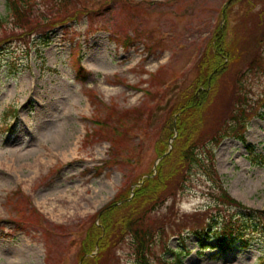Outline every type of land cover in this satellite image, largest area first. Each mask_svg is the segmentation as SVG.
Instances as JSON below:
<instances>
[{
  "label": "rangeland",
  "instance_id": "374dc122",
  "mask_svg": "<svg viewBox=\"0 0 264 264\" xmlns=\"http://www.w3.org/2000/svg\"><path fill=\"white\" fill-rule=\"evenodd\" d=\"M76 1L96 11L95 25V17L82 14L51 32L47 45L37 43L25 55L17 41L6 55H0V264H78L82 239L92 222L99 224V210L109 203L118 206L122 200H115L127 190L133 195L137 177L155 171L160 159H155L153 131L194 78L195 62L220 22L219 11L227 0H133L147 2L145 16L124 27L125 16L114 3L102 10L100 5L108 0ZM231 8L227 40H236L238 49L243 47L239 37L257 19L253 12L259 7L251 0ZM5 14V0H0V16ZM146 26L155 29L162 44L145 34L128 46L121 45L114 32L133 36ZM258 50L260 55H256ZM258 50L249 56L264 60V45ZM242 54L239 63H233L218 80L220 91L212 102V118L226 116L228 94L235 91L236 77L250 59ZM81 76L85 80L80 81ZM244 77L241 91L254 104L252 112L256 111L247 119L242 138L225 136L215 146L214 167L232 199L264 209V163L252 164L247 155V144L264 155V72L251 71ZM146 90L160 97L151 103ZM146 104L153 107L147 130L138 129L143 124L137 122L122 151L113 154L94 119L105 120L110 107L123 113L144 109ZM111 124L115 126L116 120ZM12 152L17 157L13 164ZM6 167L17 175H3L1 169L6 171ZM198 171H192L190 182L175 195V201L171 193L175 181L170 178L158 197L168 198L156 212L145 215L144 207L136 209L138 214L143 212V224L154 231L164 229V238L153 241L150 264L170 263V251H183L182 236L187 238L180 264H258L256 244L230 250L216 260L210 257L214 250L197 253V239L190 231L192 219L207 211L205 207L213 201L206 177ZM76 186L84 192V209L68 212L50 204ZM115 236L100 264H141L131 256L128 241H114Z\"/></svg>",
  "mask_w": 264,
  "mask_h": 264
},
{
  "label": "trees",
  "instance_id": "16d2710c",
  "mask_svg": "<svg viewBox=\"0 0 264 264\" xmlns=\"http://www.w3.org/2000/svg\"><path fill=\"white\" fill-rule=\"evenodd\" d=\"M244 1L246 3L251 0H227L221 7L218 15L220 22L216 24L195 62L194 78L171 105L166 114L167 118L164 115V121L153 131L155 159L163 155L155 171L137 177L133 181L136 185L133 195L131 196L130 191L127 190L125 195L115 200H122L118 206L109 203L99 210L97 215L99 224L92 222L82 239L78 264H100L104 258L103 251H107L114 243L112 239L115 235L112 236V233L117 234L114 241L117 239L128 241L131 256L137 258L139 263L150 264L154 261L151 259L152 252H150L152 244L154 239L164 238V229L154 231L153 227L143 224V218L140 217L143 212L138 214L136 209L140 206L144 207L146 210L143 214L145 215L152 211L156 212L168 198L158 199L161 193L159 191L166 187L165 184L170 178L175 181L171 192L174 193L173 201H175V195L182 192L185 184L190 182L189 178L193 170H199V175L201 171L202 176L207 178H204L208 184L206 190L213 200L205 207L207 211L205 210L201 216L192 219L194 221L190 231L197 239L199 247L197 253L203 255L206 250H214L210 257L216 260L230 250L238 248L245 250L256 244L260 252L257 262L264 264V209L246 207L238 200L232 199L227 189L223 188L221 178L214 167L215 146L225 136L237 135L242 138L247 119L256 111L252 112L254 104L248 103L246 93L241 91L244 87V75L251 71L264 72V60H261L259 56L255 58L249 56L256 52L254 50L264 45V0H256L259 8L253 13L257 19L247 27L244 36L239 37L242 39L243 47L236 49V40L234 42L227 40V16L234 4H242ZM110 2L114 3L119 13L125 16L122 27L127 23L132 25V22L142 20L145 16L143 9L144 4L147 3L145 1L108 0V3L103 2L99 9H107ZM5 7L6 14L0 16V29L2 30L0 55H6L8 48L17 41L21 42L20 49L25 55L33 50L37 43L47 45L51 32L58 26H66L70 21H77L82 14L88 16V19L95 17L94 25L97 22L96 11L86 5L83 6L76 0H5ZM150 27L143 28L142 33L144 34L135 32L133 36H130L127 32L121 33L116 29L114 32L117 36L114 35L119 37L121 45L125 46H128L134 38H142L145 34L150 40L157 39L156 42L161 43V40L154 34L155 29ZM122 34L125 37L121 39ZM252 46L255 47L248 54ZM242 53L250 59L246 69L241 70L240 75L236 77L235 91L231 94L227 92L230 96L229 106L225 107L227 110L223 112L226 116L218 119L212 118L215 109L213 108V114L210 115L212 102L220 91L218 80L226 74L233 63H239L244 55ZM256 55H260V50L256 52ZM84 77L81 76L80 81L82 78L85 80ZM156 84H151V86ZM144 94L152 98L151 103L160 97L159 93L152 96L154 91L146 90ZM224 106L226 103H223V108ZM110 108L112 110L105 120L96 118L94 123L100 131V136L110 141V151L114 154L120 149L122 151L124 143L137 122L143 124V127L138 129L147 130L146 125L152 119L153 107L152 104H146L144 109L139 107L125 110L123 113H119L114 107ZM10 111L13 112V110ZM113 119L116 120L115 126L111 124ZM247 145L250 162L263 164L264 155L254 152L253 146ZM112 161L109 160V162ZM169 167L173 170L171 174L166 172ZM186 238L182 236L179 240L183 251H170L173 255L171 262L165 261L162 264L181 263Z\"/></svg>",
  "mask_w": 264,
  "mask_h": 264
},
{
  "label": "bare ground",
  "instance_id": "6f19581e",
  "mask_svg": "<svg viewBox=\"0 0 264 264\" xmlns=\"http://www.w3.org/2000/svg\"><path fill=\"white\" fill-rule=\"evenodd\" d=\"M11 157L15 158V159H12L11 163L13 164V162H16L17 160V157L14 156L13 152L11 153ZM6 171H3L1 169V173L3 175H7V176H11V175H14L16 176V170L13 171V169L9 168V167H6ZM74 190H71L69 189V193L65 192L64 190V194L63 195H60L59 197L51 200V205L52 203L56 206V205H59L60 207H62L65 211L67 210L68 212H70L71 209H73L72 211L73 212H77L79 210H82L84 209L86 206L84 203L85 202V198H84V192L82 190H79L76 187H73ZM85 191V190H84ZM180 244V243H179Z\"/></svg>",
  "mask_w": 264,
  "mask_h": 264
},
{
  "label": "water",
  "instance_id": "95a60500",
  "mask_svg": "<svg viewBox=\"0 0 264 264\" xmlns=\"http://www.w3.org/2000/svg\"><path fill=\"white\" fill-rule=\"evenodd\" d=\"M159 159H160V157L157 160H159Z\"/></svg>",
  "mask_w": 264,
  "mask_h": 264
}]
</instances>
